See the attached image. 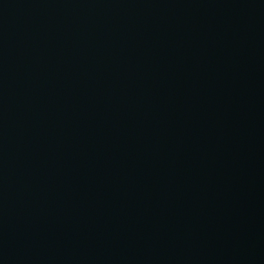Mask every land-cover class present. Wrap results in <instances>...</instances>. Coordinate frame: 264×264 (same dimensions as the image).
Here are the masks:
<instances>
[{"label": "water", "instance_id": "95a60500", "mask_svg": "<svg viewBox=\"0 0 264 264\" xmlns=\"http://www.w3.org/2000/svg\"><path fill=\"white\" fill-rule=\"evenodd\" d=\"M0 264H264V0H0Z\"/></svg>", "mask_w": 264, "mask_h": 264}]
</instances>
